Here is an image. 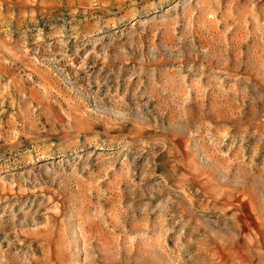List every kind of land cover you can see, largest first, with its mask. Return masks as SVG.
Masks as SVG:
<instances>
[{
    "label": "rangeland",
    "instance_id": "1",
    "mask_svg": "<svg viewBox=\"0 0 264 264\" xmlns=\"http://www.w3.org/2000/svg\"><path fill=\"white\" fill-rule=\"evenodd\" d=\"M0 264H264V0H0Z\"/></svg>",
    "mask_w": 264,
    "mask_h": 264
}]
</instances>
